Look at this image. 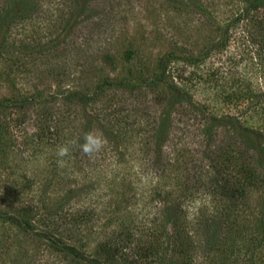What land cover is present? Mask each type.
Instances as JSON below:
<instances>
[{
	"label": "rangeland",
	"instance_id": "374dc122",
	"mask_svg": "<svg viewBox=\"0 0 264 264\" xmlns=\"http://www.w3.org/2000/svg\"><path fill=\"white\" fill-rule=\"evenodd\" d=\"M243 6L0 0V100L35 99L0 103V264H98L101 245L109 264H264V31L262 14L238 19ZM170 82L219 122L167 107ZM71 92L94 93L86 115ZM93 129L106 144L89 159L79 143ZM248 167L236 202L209 183ZM25 205L28 230L12 218ZM172 212L182 247L164 238ZM221 213L205 252L199 217Z\"/></svg>",
	"mask_w": 264,
	"mask_h": 264
},
{
	"label": "trees",
	"instance_id": "16d2710c",
	"mask_svg": "<svg viewBox=\"0 0 264 264\" xmlns=\"http://www.w3.org/2000/svg\"><path fill=\"white\" fill-rule=\"evenodd\" d=\"M244 6L242 8V11L240 13V17L238 19H251L252 17H255V15L262 14L260 21L258 22L261 24V28L264 31V0H243ZM97 90V89H96ZM167 107H172L173 104H181L186 103L189 106V109H181L179 112L176 111V113L180 114L181 116H193L203 121L204 127H211V125L215 124L216 122H219L221 119L220 117H217L216 115H213L212 113H209L205 107L195 104L192 99L185 93L178 85H176L173 82L168 83L167 87ZM71 96H75V100L78 102L81 108H83L84 115L87 114V111L84 109L88 105V103L91 101V99L94 96L93 94L83 93V92H71ZM96 95V92H95ZM33 97H25L22 99H16L11 100L9 98H3L0 100V103H4L6 101H12L14 103H17L20 107H23L28 104V106L34 102ZM168 111V108H167ZM166 111V112H167ZM171 111L167 112V118L169 119V114ZM91 117V115H87ZM171 121V120H170ZM199 121V120H198ZM97 122V121H96ZM200 123V122H199ZM202 126V127H203ZM101 128V127H100ZM85 133V132H84ZM83 133V134H84ZM83 134L81 137H83ZM83 140V139H82ZM245 174L248 173L249 177H254L257 171L252 168H244L233 171L231 175H228L225 177H218V178H211L209 180V183L213 184L214 189H219L222 193H224L227 196V199L232 202H236L244 196L248 191H250V183L249 181H246V179L241 178V176H238L239 174ZM251 179V178H250ZM249 179V180H250ZM30 205H25L20 207L18 211H14L12 214V218L14 222H16L18 225H20L25 230H28L31 228L30 221L26 219L27 212L29 210H33V208H29ZM21 211H23L20 215ZM23 216V217H22ZM224 216V217H223ZM25 217V218H24ZM200 225L202 228V236H203V246L205 249V252H209L210 249H216V247H219V244L221 242V236L223 233L222 230V220L226 219L224 213L221 214H212V215H200ZM164 223V238L166 242L174 241L176 243L179 241L180 247L184 246V244L188 242V233L185 231L186 229L183 227H180L181 222V216L178 215L175 212L169 213L165 216L164 220L162 221ZM171 225V226H170ZM170 226L171 229H168ZM180 227V229H179ZM182 228V229H181ZM177 244V243H176ZM71 250H76V247L74 245H68ZM100 250H103L105 254V260L100 261L96 258H90L91 261L97 262L98 264H109L107 262L115 260V253L113 248L110 246L101 245ZM224 250V249H223ZM183 258V257H182ZM189 258V259H187ZM193 260L191 257H186V260H181L180 262H177L173 260L172 258L169 260L167 264H193ZM195 264V263H194ZM223 264V263H222Z\"/></svg>",
	"mask_w": 264,
	"mask_h": 264
},
{
	"label": "clouds",
	"instance_id": "9594fccd",
	"mask_svg": "<svg viewBox=\"0 0 264 264\" xmlns=\"http://www.w3.org/2000/svg\"><path fill=\"white\" fill-rule=\"evenodd\" d=\"M83 143H79V150L87 156L89 159L94 158L99 154L105 147L106 139L103 136V133L99 129H93L87 131L83 134ZM77 141H71L69 144L76 145ZM69 144L60 145L57 148L56 156L60 159L57 160V163L62 167L64 166L65 157L70 156V147Z\"/></svg>",
	"mask_w": 264,
	"mask_h": 264
}]
</instances>
